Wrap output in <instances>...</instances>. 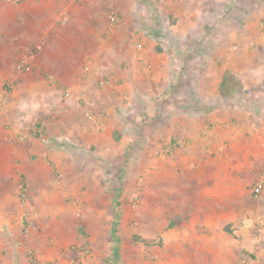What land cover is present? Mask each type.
Wrapping results in <instances>:
<instances>
[{
    "label": "crops",
    "instance_id": "obj_1",
    "mask_svg": "<svg viewBox=\"0 0 264 264\" xmlns=\"http://www.w3.org/2000/svg\"><path fill=\"white\" fill-rule=\"evenodd\" d=\"M237 1L0 0V264H264V7Z\"/></svg>",
    "mask_w": 264,
    "mask_h": 264
},
{
    "label": "rangeland",
    "instance_id": "obj_2",
    "mask_svg": "<svg viewBox=\"0 0 264 264\" xmlns=\"http://www.w3.org/2000/svg\"><path fill=\"white\" fill-rule=\"evenodd\" d=\"M257 1V0H256ZM258 1H260L259 3H258V5H255L254 4V1H250V0H238L236 3H235V5L234 4H232V6H225L226 7V14H227V16H231V18L230 19H232V14H233V12H234V8H236L237 10H240L241 9V12L243 13V16H245L247 13H251V11H257V10H259L260 8H262V7H264V0H258ZM238 4V5H237ZM213 7V6H212ZM215 7H217V6H215ZM230 8L229 9V13H228V8ZM147 9H150V7L149 8H147ZM215 9H217V8H215ZM216 12V10H214V13ZM110 16L112 17V18H115V21H117V20H119V16H118V13L116 12V11H111L110 12ZM242 20H239V21H236V25L235 24H233V20H226V21H224L223 23H225L226 25H225V28H226V30H231V29H235V28H238V27H240V26H243L244 24H245V21H246V19L244 20V18L242 17L241 18ZM248 19V18H247ZM114 21V22H115ZM240 21H243L242 22V24L241 23H239ZM258 24H259V27L260 28H263V30H264V19H259L258 20V22H257ZM204 24V26H205V23H203ZM166 25H168V22L166 23ZM238 25H240V26H238ZM165 33V34H164ZM163 33V35L162 36H160L159 38H157V39H155V41L157 42V44L155 45V50L157 51V52H159V53H161L162 55H165V57L166 56H168V58L170 57H172V53H173V46L171 47L170 46V44H172V40H174V38L172 37V38H170L169 36H168V32H164ZM135 39H137V40H135V42H136V44L139 42V38H135ZM153 39V38H152ZM179 42H180V47H182V46H184L185 44H186V40L185 39H179ZM136 51H137V54L138 55H140V52H142V50H141V48H136ZM183 51H185V49L183 50ZM139 58V57H138ZM141 61V60H140ZM149 72L151 71V68L148 70ZM229 71V70H228ZM230 72V71H229ZM231 73V72H230ZM225 75V74H224ZM102 82H104L103 84H102ZM110 82V80H108V78L107 77H104V78H102L101 80H99L98 81V86L100 87V88H103V87H105V86H109L108 85V83ZM67 92V91H66ZM87 111H93V110H86V112L85 113H87ZM94 112V111H93ZM97 114V113H96ZM100 116H101V114H99ZM86 116V115H85ZM87 117V116H86ZM101 118V117H100ZM89 119V118H88ZM89 171V170H88ZM57 175H58V173H57ZM257 183V182H256ZM65 200H66V202H75L76 201V199H74L72 196H71V194L70 193H67L66 194V197H65ZM139 206V203L136 205V206H134V204H133V207H135V208H137ZM33 214L35 215V217L37 218V216H39V212H36V211H34L33 212ZM40 231V230H39ZM84 232V230L83 229H81V233H83ZM137 239H139L140 241H142L140 238H137ZM154 264H156V263H154Z\"/></svg>",
    "mask_w": 264,
    "mask_h": 264
},
{
    "label": "built area",
    "instance_id": "obj_3",
    "mask_svg": "<svg viewBox=\"0 0 264 264\" xmlns=\"http://www.w3.org/2000/svg\"><path fill=\"white\" fill-rule=\"evenodd\" d=\"M9 2L12 3H17L21 0H7ZM116 18V17H115ZM34 57V52H31L29 54H27L26 56H24L21 60H19V62L17 63V70H24L26 69L31 60ZM142 59V58H141ZM143 61H145L144 59H142ZM145 67L150 69L151 68V64L146 63ZM104 82H102L103 84ZM11 85L9 83H0V109L6 104V94L8 93V91L10 90ZM65 95H69L68 92H65ZM87 116V118H89V120L91 121V128L99 130L102 128V120L100 118V115L96 114L93 111H87V113L85 114ZM36 133L39 135V138L41 140V142H46V136L44 135L43 129L42 127H37L36 128ZM264 188V172L261 175L260 179L257 181L256 183V187H255V194L258 196L262 190ZM135 205L138 204V200L136 199L134 202Z\"/></svg>",
    "mask_w": 264,
    "mask_h": 264
},
{
    "label": "trees",
    "instance_id": "obj_4",
    "mask_svg": "<svg viewBox=\"0 0 264 264\" xmlns=\"http://www.w3.org/2000/svg\"><path fill=\"white\" fill-rule=\"evenodd\" d=\"M234 81V76L227 70L223 77V81L220 84V92L223 96H227L233 91L235 88Z\"/></svg>",
    "mask_w": 264,
    "mask_h": 264
}]
</instances>
